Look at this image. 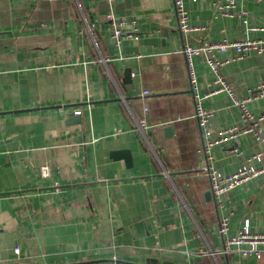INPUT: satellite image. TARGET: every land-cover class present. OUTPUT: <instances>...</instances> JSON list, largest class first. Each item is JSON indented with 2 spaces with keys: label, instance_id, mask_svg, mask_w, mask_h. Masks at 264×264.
<instances>
[{
  "label": "crops",
  "instance_id": "0c3cea01",
  "mask_svg": "<svg viewBox=\"0 0 264 264\" xmlns=\"http://www.w3.org/2000/svg\"><path fill=\"white\" fill-rule=\"evenodd\" d=\"M184 2L205 29L182 33L174 0H0V264H264V243L260 257L225 253L218 227L229 211L230 235L246 221L264 233V174L226 191L223 209L202 168L210 161L228 174L254 153L264 165V141L241 132L206 159L196 94L213 134L250 121L227 91L209 94L215 73L201 55L193 87L182 52L185 43L264 39V0H236L248 22L224 16L225 0ZM110 11L136 36L117 43ZM220 72L247 96L264 79V51ZM248 107L258 117L264 97ZM76 109L81 121L69 122ZM258 126L264 134V118Z\"/></svg>",
  "mask_w": 264,
  "mask_h": 264
},
{
  "label": "built area",
  "instance_id": "2783aa9c",
  "mask_svg": "<svg viewBox=\"0 0 264 264\" xmlns=\"http://www.w3.org/2000/svg\"><path fill=\"white\" fill-rule=\"evenodd\" d=\"M175 11L178 18L179 28L182 33L194 32L200 29H205L206 26L193 25L189 20V11L185 6L184 0H174ZM235 8V9H233ZM221 13L224 16H235L238 15L243 17L245 22L249 20V12L244 6L237 7L236 0H225L224 3L220 4ZM106 20L110 22V27L112 28V35L116 39L117 43H120L125 36H136L134 31L125 33L123 26L126 24V20L122 18H116L112 11L108 12L106 15ZM234 51V54L229 58L223 59L220 57L221 53L227 51ZM264 51V39H254L250 37H245L239 40L230 39L229 37H224L221 40H204L198 44L185 43L182 49L184 56L186 57L188 70L190 74V80L193 82V87H195V66L194 58L195 56L201 55L204 57L206 62L209 64L214 75V82L216 86L209 92L214 93L219 90L227 91L233 98L234 104L240 106L242 110V115L244 120L250 121L246 126L239 128L238 126H232L213 134L210 129L209 120L212 116V111L207 110L203 107L201 103L202 96L196 94V104H195V116L199 120L200 128L203 130V149L206 154V159L208 160V152L211 151L215 144L222 143L227 139L234 137L237 138L241 132H253L257 139L264 141V134L260 126H258V119L264 118V112L258 117L249 109L248 102L258 96L264 97V79L256 85V87L249 89V94L244 97H238L233 91L230 84L221 75V67L231 60L246 58L251 56L254 52ZM111 59V58H108ZM149 90H145L144 94L149 93ZM204 97V96H203ZM145 110L148 106L144 107ZM76 113H81V109H76ZM235 153H240L238 146L234 148ZM261 153H254L248 158V162L241 165L236 171L225 174L217 169L212 162H208L203 165L202 168L207 170L210 181H211V191L217 202L218 207L226 208L223 200V194L236 186L242 184L243 182L250 180L251 178L264 174V165L256 166L251 161L254 158H260ZM50 169L47 165L43 166V174H49ZM229 212V211H228ZM226 212L219 216L218 227L219 232L223 237L226 238L225 248L223 252H239L246 256L254 255L260 257L262 255V250L259 247L260 243H264V233H252L249 227L248 221H246L241 228L240 232L235 235H230V216ZM19 250V247H16ZM204 254L215 255L218 252L215 250H205ZM73 264V263H69ZM90 264H124L118 260L100 261L93 262Z\"/></svg>",
  "mask_w": 264,
  "mask_h": 264
},
{
  "label": "water",
  "instance_id": "95a60500",
  "mask_svg": "<svg viewBox=\"0 0 264 264\" xmlns=\"http://www.w3.org/2000/svg\"><path fill=\"white\" fill-rule=\"evenodd\" d=\"M130 72H131V69L130 68H127L126 69V72H125V74H126V78H125L126 81H131ZM68 116H69V120H68L69 122L74 123V122H80L81 121V113L70 112ZM168 129L170 130L171 129V126L168 125L166 127V130H168ZM209 193L212 194L211 191ZM118 261L123 262V263H131V262L123 261V260L122 261L121 260H118ZM146 261H147V264H158L159 263L158 262V259L157 258H153V257L147 258ZM133 264H135V263H133ZM137 264H139V263H137ZM163 264H173V263L171 261H164Z\"/></svg>",
  "mask_w": 264,
  "mask_h": 264
},
{
  "label": "rangeland",
  "instance_id": "374dc122",
  "mask_svg": "<svg viewBox=\"0 0 264 264\" xmlns=\"http://www.w3.org/2000/svg\"><path fill=\"white\" fill-rule=\"evenodd\" d=\"M125 261L129 262L128 260H125Z\"/></svg>",
  "mask_w": 264,
  "mask_h": 264
}]
</instances>
